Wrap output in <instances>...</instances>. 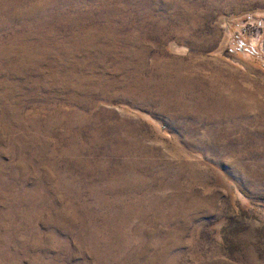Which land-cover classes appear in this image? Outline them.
<instances>
[{"label":"rangeland","instance_id":"rangeland-1","mask_svg":"<svg viewBox=\"0 0 264 264\" xmlns=\"http://www.w3.org/2000/svg\"><path fill=\"white\" fill-rule=\"evenodd\" d=\"M0 264H264V0H0Z\"/></svg>","mask_w":264,"mask_h":264}]
</instances>
